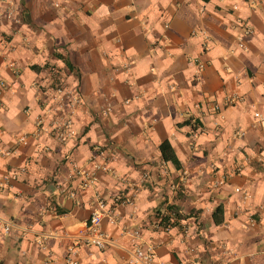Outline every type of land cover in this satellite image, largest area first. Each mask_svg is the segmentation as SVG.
<instances>
[{
  "label": "crops",
  "instance_id": "crops-1",
  "mask_svg": "<svg viewBox=\"0 0 264 264\" xmlns=\"http://www.w3.org/2000/svg\"><path fill=\"white\" fill-rule=\"evenodd\" d=\"M61 83L80 95L63 141L37 125ZM99 198L109 241L71 254ZM136 246L264 264V0H0V264Z\"/></svg>",
  "mask_w": 264,
  "mask_h": 264
},
{
  "label": "built area",
  "instance_id": "built-area-1",
  "mask_svg": "<svg viewBox=\"0 0 264 264\" xmlns=\"http://www.w3.org/2000/svg\"><path fill=\"white\" fill-rule=\"evenodd\" d=\"M201 66V64H200ZM52 99L55 104H50L46 108L47 110V118L39 117L37 119V125L40 131H44L47 133H54L55 136L59 140H65L69 137L73 136L75 133V129L73 127V108L76 104L80 102V95L76 90L65 89V86L61 84H57L53 90ZM127 101V100H125ZM218 104H214V108H218ZM67 108V109H66ZM66 109V110H65ZM255 115L259 118V112H255ZM25 136H19L20 141L25 140ZM96 168L108 169V166L102 165L100 163H95ZM222 179H218L215 182V185H219L222 183ZM236 190H239L236 187ZM98 208L94 209L85 226L78 231L79 240L74 245L70 246L69 252L71 254H75L77 251V247L80 244H94L97 246H104L108 241V236L103 231L101 227V211L100 209L104 207V201L99 198L97 202ZM10 229V222L7 220H3L2 231L4 233L8 232ZM137 233V231H136ZM68 260L73 262L72 257L68 256ZM193 264L190 261H185L182 263H173V262H165L163 260L155 258L153 253L146 248L136 246L133 248L132 255L127 262L122 264Z\"/></svg>",
  "mask_w": 264,
  "mask_h": 264
},
{
  "label": "trees",
  "instance_id": "trees-1",
  "mask_svg": "<svg viewBox=\"0 0 264 264\" xmlns=\"http://www.w3.org/2000/svg\"><path fill=\"white\" fill-rule=\"evenodd\" d=\"M192 117H189L188 119L185 120V122L190 123L193 127H195V121L196 120H190ZM160 150H161V155L164 159L167 160H172L175 164L178 163L177 157L175 156L174 151L172 150L170 144L168 141L164 140L160 144ZM213 219L216 223H220L223 220V209H222V204H218L215 206L213 213H212ZM163 218V216H162Z\"/></svg>",
  "mask_w": 264,
  "mask_h": 264
}]
</instances>
